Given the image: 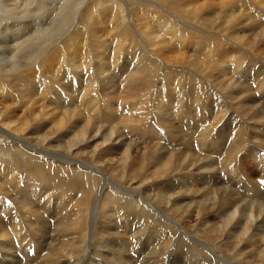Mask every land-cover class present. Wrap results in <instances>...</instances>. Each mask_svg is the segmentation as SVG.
I'll use <instances>...</instances> for the list:
<instances>
[{"label": "rangeland", "instance_id": "374dc122", "mask_svg": "<svg viewBox=\"0 0 264 264\" xmlns=\"http://www.w3.org/2000/svg\"><path fill=\"white\" fill-rule=\"evenodd\" d=\"M24 1L25 0H23L21 2L22 5L24 4ZM50 1H52V2L55 1L59 4L60 1H63V0H59V1L58 0H50ZM92 1H94L93 4H92ZM182 1L183 0H177V3L180 4L181 7L184 6L182 4L184 1L183 2ZM194 1L195 2H192V3H194V7H195V5L196 6L207 5V4L208 5L201 11V12H203V14L201 12L198 13L192 21L187 20L184 17V18L179 19L181 22H178L177 20L174 19V17L170 16V14L174 15L171 11H170L171 13L169 11H167V13H166L165 10H168V9H166L165 7H163L161 5L159 6L156 3V1H154V0H146V2H149V4L147 6L144 5L145 0H103L102 6L95 0H89L88 3L85 5L86 6L85 9L87 7H88V9H90V7L96 6L95 7L96 11L99 8V10H98L99 12L103 8H106L109 11H113L112 13H110V15L105 14V16L106 15L107 16L106 17L103 16L102 19H105L108 17L111 19L112 16L114 15V12H117L118 10H123V13L125 12L124 13L125 19L126 18L127 19L125 20L126 22L124 21L126 25L124 26L121 24L120 28L123 32H126V35L128 37L133 39L132 47H134V44L141 45L143 47H147L146 46L147 44L145 42L146 41L145 38L141 37L142 35H139L140 33H138L135 30V27H133V29H132V24L135 25L137 22H139V20L141 18L139 16L140 11H141V9H143V7L145 8V6H146V10L148 11V19H147L148 23H147V27L145 26V28H146V30L150 31L152 34H156L157 32L161 33L162 30L160 29V26L158 25V23H157L158 26L155 27V23H153V22L156 20L157 17H161V19H163L165 17L166 19L168 18L169 21L174 23L177 28L179 27L186 34L188 33L187 36L190 35L192 37V40H189V39L187 40V42L191 41L192 45L188 46L187 49H185V51L183 52V53H185V57L183 58V60L174 61L173 63H170V65H166L167 67L165 65L164 66L161 65L160 62L155 60V68H156L155 73H156V75L153 77V80L151 82V88H152L151 93L152 94L155 93L154 95H157L156 97H158V98L156 99L157 101L155 99H152L153 101L151 102V105L149 103L148 107L145 110H143L141 112L136 110L132 114L126 113L127 115H125V118H122L124 115V112L122 109L125 108V106H128L129 104H132V103H130V102L124 103V100H123L124 95L123 94L126 93L125 88L123 87L122 84H120L121 83L120 81L119 82L117 81V84H115L116 83L115 80L113 81V82H115L114 83L115 85L112 86L113 88L112 87L109 88L110 87L109 84L107 85L106 83H104L103 80H100L98 78L97 82L94 84V87H93L94 89L97 88V90L94 91L97 95L96 99H95V96H93V95H89V97L87 96V97H85V99H87V101H91L92 103H94L93 105H95V106L92 107L91 110L92 109L95 110V108H100L103 105L108 106V104L110 103L109 104L111 107L110 111L107 109L102 111V108H100L97 112L94 113V114H98V116L100 118L99 122H97V126H100V128L102 130L101 134L102 133L108 134L109 130L114 127V132H116L117 134H122V138L125 137L124 138V144L125 145L128 144L127 146L130 147L131 160L133 161V163L135 164L136 167L141 166V165H148L149 163H151L152 158H154V156L158 152L165 155L164 159H161L162 162L166 161L167 155L170 152H172L175 149V147H177L181 152L197 153L198 157L200 156L199 158H194L195 160L190 159L188 161V162H190L191 160H193L190 162V165H189L190 167L192 166V164H195V163L197 164L201 159H203V162H204V164H203L204 169L201 170V171H204V174H201L200 173L201 171H199V170L195 171V169H194V171L191 174H187L184 176L182 174V172H180L179 174L172 176V179H171V177H170L171 175H168V173L171 170V167H170L171 163H170V166L168 168L169 172L166 171L167 174L160 171L161 172V173H159L160 177H158L156 179L144 180L142 184H138L137 182L134 183L135 186H140V188L139 189L137 188V190H139L141 192L142 197L145 198L143 200V202H145L144 204L147 205V207H145L146 209L141 208L140 205H132L131 208L128 209V211H130V212L128 214L127 219L129 220L131 218H134L137 222L133 226L135 230H136V228H139V224H138L139 222H144V226H145L144 231L146 232V234L148 236L143 237V239L141 241L142 244H140V245L139 244L129 245L127 243L128 242V236H129L127 234L130 233L129 229L131 227V223L129 221H126V222L124 221V224H119L117 226L118 228L116 227V234L115 235L110 234V233H115V231H110L108 233H107V231H105L103 233L102 230L99 229V227L96 224L100 221V218L98 217V213L100 212L99 209L101 207V203H104V204L109 203L110 200L112 199L113 194H114L113 193V191L115 189L114 185H106L103 188L104 182L102 180V178L104 176H107V177H110L112 179V182L114 184L117 182L116 180H114L111 177V175H113L112 170H111V166L107 165L104 169L100 168L99 170H100L101 174L99 172L98 175H95L93 172H90V171L88 172L84 169L81 170V168L76 169V172H74L73 174H72V172H68V175H63V174H61L60 176L58 175L61 183L64 185H67L69 183H73V181L74 182L76 181L74 184L71 185V188H70L71 194L65 196L70 201V203L66 202L67 204H72V203H75L77 200H79L78 202L82 206H84V209H86V208L89 209L91 206L95 207V209H97V211H95L94 220L92 221L93 229H92L91 235H90V237H87L88 239H86L87 245L89 246V250H90V247H92V249H93L91 251V254L93 253L94 258L98 257L100 254V252L97 249L101 248V245L99 244V242L101 241V242H103L102 245L105 246V248H112L115 245V248L123 249L127 253L130 252L129 253V255H131L130 257L134 256L137 258V259H134V258L130 259L127 264H137V262H135V261L136 260L138 261V259H139L140 264H141L142 259L140 260V258H144V257H145V260H144L145 263H143V264H150L149 258H150L151 253L153 252L154 249L157 251V248H159L162 245V239L160 236H161V233H163L164 234L163 237H166V243L169 242L170 245L167 246L166 250L164 251V253L162 255V256L165 255L164 260H163V258L160 259L161 264H164V263L165 264H188L187 260L189 259V257L187 254L197 255L199 257V259L205 264H214V261L215 262L220 261L221 263L226 262L228 264L236 263L233 260H231V255L234 254V248L236 246H238V248H241L242 243L239 245V244H236L234 242V240H233V238L235 237L234 234H232L230 237V244H227L229 241H226V236H227V231H226L224 233L225 235H224V237H222L221 241L216 242L217 245H215L213 243V247H211V244L208 241H206L204 238L199 237L200 238L199 242L193 241V240L189 239L188 237H186L187 236L186 233L189 235H192V234L193 235H200V234H202L203 229H206L209 227V225H208L209 221L212 222L213 225L214 224L217 225L218 223L222 222V219L227 218V215L232 211L231 209H229V212L227 213L223 207H216L215 211H212V212L207 211V212L201 213L202 217L199 220L200 225H197V224L192 223L190 221V220L195 219L197 212L200 213V210H197V205H195V202L193 200L196 199V200H201V201H203V200L207 201L208 199L212 200L215 197V201H217V196H219L218 189L221 188L223 185H226L222 182L220 183V179H222V181L225 180V182L230 181V179H227L230 177L227 176L225 178V176L227 175L228 172L226 173L224 170L223 171L219 170V169H221L218 165L220 157L217 155H214L212 153L210 154L207 151L208 144L210 142H211V144L216 142L218 147L220 144L221 145L220 147L222 149L221 150L222 151L221 157H222L224 155L225 148L228 147L229 142L233 138L234 128L237 125L236 124L237 120H235V118L242 117L243 111L249 109L250 107L254 108V110L251 111L250 114H249V111H247L245 113H247V115L249 117L248 126H251L252 123H253L252 126H256V127H254V134H256V135H254L252 133V131H248V136L249 137L257 136L260 140H262V139L263 140L261 141V147H259L258 144L248 142L244 146V148H242L240 150V152L237 154L238 156L236 157L235 162L233 164V167L235 168V174H237L236 176H234V180L239 181L240 183L239 184L233 183V184H231V186L234 189V194H235L234 196H238L241 200V201H238L239 203L236 204V206H241V208H243V210L246 211V213L248 211H250L251 209H253L254 206H257V205H254L255 202L260 203V206H262L261 205L262 202L264 203V200H263L264 199V193H263V195H260V196L258 195V194H261V192H259V190L264 192V185L260 184V179L262 178V173L259 170V167H260L259 162L256 159V157H258V155L264 157L263 156V153H264V131H263V129H264V79H263L264 78V75H263L264 74V70H263L264 69V24H263L264 23V0H234L232 3L233 6H231L232 4H229V3L226 4L224 0H222V1L221 0H200L202 2H199V0H194ZM29 2L30 1L28 0L27 3H29ZM240 2H242V3H240ZM258 2L260 4L262 3L263 6L262 7L257 6ZM177 3H176V5H177ZM239 3H240V5H239ZM243 4L246 6L242 7L241 5H243ZM223 5H228V6L224 7ZM234 5H236V10H238L239 12H242L243 15H241L239 17V16H235V14H233L234 12H236V13L238 12L236 10L231 11V9L234 7ZM255 5L257 8L255 7ZM158 6H159V8H158ZM222 8H225V9L221 10ZM35 9H37L36 12H40V11L43 12L44 11V9L39 8L38 5L36 6V3L34 4L32 11H34ZM27 11H30V10H27ZM228 11H229V13H227ZM21 12L23 13V11H21ZM127 13H128V15H130V14L131 15L128 16ZM166 14H168V16ZM246 15H248V16H246ZM24 17L28 18L29 16L28 17L24 16ZM176 18L178 19V17H176ZM215 18L220 20L221 23H219V21H214ZM232 18L234 19V23L235 22L236 23L231 25L232 27L227 26L226 23ZM244 18H246V19H244ZM248 19H250V20H248ZM83 21H84V19L82 20V25H80V23H79L80 21L76 20V22H77L76 25H77V27H79L78 30H80V32H81V34L79 33L80 35H82L81 38H83V36L85 34H87V35H85L84 38L86 39L87 46L91 47L92 50L94 48L93 44H96L99 41H100V43H106V41L108 43L111 40L110 37L113 35L114 36L112 38L117 39L115 36L118 33H116L114 31L112 22L107 21V22L101 23L100 26L98 25L96 27H93V29H91L89 27V24L87 26V24H85ZM134 21H136V22H134ZM214 24L216 26H214ZM222 24H224V25H222ZM251 24H252V26H250ZM254 24L256 26H254ZM127 25H130V26H127ZM222 27H224V28H222ZM247 28H249V29H247ZM256 28H260V29H256ZM255 29H256V31H255ZM78 30L75 28L74 25H71V27H69L68 31L64 35H61V36L58 35L57 39H55L56 40L54 42L55 47H57V45H62L64 43H66L67 39H68V41H72L69 39H73V35L75 34V31H77L75 34L76 37L79 38ZM152 30H154V31H152ZM93 31L96 33L95 35H93ZM109 31H110V34L108 33ZM133 32L137 33V34H134ZM165 33H166V31L163 32V34L161 33L160 34V35H162L161 38L159 37L157 39V40H159V42L161 41L160 42L161 43L160 50L161 49L164 50L168 46L171 48L173 47L172 43H174V39H173V41H171V38H169L170 39L169 40L168 37H166V35H164ZM166 34H168V32ZM251 35H253V36H251ZM93 38H96L95 40H97V41L94 42L95 40ZM120 40L122 41V38ZM121 41L119 42V44L121 43ZM125 42H122L120 45H122L123 47H126V45L128 44L129 41L125 40ZM129 43H131V42H129ZM163 44H165V45H163ZM246 44H247V46H246ZM252 45L254 47H252ZM195 47H196V49H195ZM249 49H250V51H249ZM255 49H256V52H255ZM92 50H91L90 56H94V53ZM26 51L28 52V50H26ZM258 51L259 52L261 51V53H259ZM27 52H25L23 54L21 53V56L23 55L22 56L23 59L25 57L24 55H26ZM147 52H149V49H147ZM171 55L172 54H170L168 56L173 57ZM261 55L263 57H261ZM3 59H6V58H3ZM23 59H21V60H23ZM238 59H239V61H238ZM152 60H153V58H152ZM23 62H27V61H25V59H24ZM11 63H13V60L11 61ZM125 64H126L125 62H119L117 64V66L120 69H126V68H128V64H126V65ZM129 64H130L129 66L131 67L132 64L131 63H129ZM3 67H4V64L0 62V69H3ZM8 67H7V69H8ZM239 67H240V69H239ZM33 70H35V72ZM53 72H55V73H53ZM58 73H59V75H58ZM58 73H57V66H56L55 70L50 71L48 73V75L45 73V76H44V77H46L45 80L40 79V81H39L37 76H35V75H38L37 66L33 65L30 68V65H29V66H20V67L18 66L15 69V71H13V73L7 74V75H11V76H9V78H4V77H2V75H0V79H1L0 82L2 81V83L5 85V87H4L5 90H3V87H2L3 91L0 93V107L3 108V106L8 105L10 110H14L13 112L17 115V117L15 116L14 118L17 119L19 117V114H21V112L24 111V109L28 106V103L30 101L28 99L29 90L36 92L35 95H36V98L38 99V101L36 103H38V104H40V103L43 104L42 100L40 99V97H43V96H38V94H44L47 97L49 96V98L55 94L57 95V97L64 96L63 94H68V95H71L73 98L76 99V103H73L72 105L68 106L67 107L68 109H74V110L77 109L78 111H81L83 109L82 110L83 115L81 117L89 118L90 122H92L93 120H96L98 116L95 115V117H94V115H93L90 118L87 115L88 110L86 109V107H84L83 104L82 105L80 104L81 100L78 99L80 97V95H82V93L85 89V83L87 82L86 81V75H84L82 73V70L78 69V68L77 69L73 68V72H68V74H67V75H69L68 78L65 77V74L62 73V70H59ZM104 73L108 75V72H104ZM27 75H29V76H27ZM56 76L58 78H56ZM34 77L36 79H34ZM64 77H65V79H63ZM195 77H197V78H195ZM208 77L211 79V81L212 80L213 81L208 83L207 82ZM155 78H157V79H155ZM175 78L179 79L180 85H179L178 89H175L176 85H175V83H173L175 81ZM117 79L122 80L123 78L120 76V78H117ZM193 79H194V81H193ZM45 81H49V83H46ZM194 82L195 83L197 82V83L195 84ZM242 82H245V83H242ZM81 83H82V85H81ZM160 83H161V85H160ZM168 83H169V86H168ZM159 85L161 86V88ZM231 86H233V87H231ZM259 86H261V87H259ZM180 87H183V89L187 88L188 91L190 92L189 97L186 96L185 98H183V101H180L178 99V97H174L176 95V93L182 89V88L180 89ZM220 87H224L226 89V94L228 97L225 98V95L221 96V94H223V93L221 92L222 89ZM82 88H83V90H82ZM105 88H107V89H105ZM193 89H196V91H193ZM207 89H208V91H207ZM213 89H216L220 95L219 96L214 95L216 90H213ZM48 91H49V93H48ZM192 91H193V93H192ZM164 92H166V93L164 94ZM162 94H164L163 96H165V97H163ZM130 95L133 97V100H134V102L132 100L133 104L137 103V101H138V98L137 99L134 98L135 95L142 97L141 94H138V93L130 94ZM7 97H9V99ZM4 98H6V99H4ZM44 98H46V97H44ZM49 98H48V100H46L48 102L45 101L43 104L44 105L43 112L46 110L52 109L53 111L51 110L52 112H49V113L50 114H52V113L57 114L59 112V110L56 108L54 103L53 104L51 103L53 105V107H50L51 104L49 102ZM158 100H159V102H158ZM149 101H150V99H149ZM133 104H132V106H133ZM179 105H180V107H179ZM35 107L37 108L36 114H39V110H41V108L38 106H35ZM177 107H179V110H177ZM235 107H236V109H235ZM150 108H152V109H150ZM2 111H4V110H2ZM100 114H101V116H100ZM111 114H112V118H114L113 120H111L112 118L111 119L108 118V116H111ZM151 115H153V116H151ZM0 117H1V115H0ZM200 118H201L200 121L204 120L205 122H207L206 123L207 126H209L212 129V130H210L211 131L210 135L208 134V137L206 139V144H205V146H203V148L195 146L196 141L198 140L197 139L198 130L202 128L200 121H199ZM205 118H207V119H205ZM211 120L212 121L217 120V121L213 125H210V123L212 122ZM94 122H96V121H94ZM47 123H49V124H47ZM71 123L72 122H70V124ZM112 123H113V126L111 125ZM70 124L64 125V127L61 128L60 130L52 129L51 134H52V140L53 141L49 139V144L50 145L53 144L52 146H57L59 144H63L64 142L67 143V141H70L72 134L69 132L71 130H73L72 125H70ZM51 126H52V123H50L46 119L45 121H43V120H41L39 122L35 121V123H32L31 125L29 124L30 128L29 127L28 128L31 129V127H34L36 132H38L41 129V132L33 134L34 136H37V135H41L43 133L44 134L47 133L46 131H49ZM108 127H110V128H108ZM154 127H155V129H153ZM222 127L225 129L230 127L229 130L231 133V137H230V140H229L227 145H226V140L228 141L227 132L224 133V137L218 138V135H217L218 130H220V128H222ZM138 128H139L140 133L142 132L143 134L142 133L141 134L136 133ZM142 128H143V130H142ZM77 129L78 128H74V131H76ZM105 131H106V133H105ZM152 131H154V132L152 133ZM196 133H197V135H196ZM66 136H68V137H66ZM133 136H135V137H133ZM170 137H171V140H170ZM67 138H69V139H67ZM172 139H173V141H172ZM221 140H224V143L221 142ZM101 141L102 140L100 138H96L93 143L88 145L89 147L86 148L85 151H88V152L92 151L95 147L100 145ZM111 146L112 145L109 144V145H107L106 148H110ZM246 146H247V148H246ZM22 147H23L22 145L20 146V142L10 141L9 139L2 138L0 136V163H1L0 164V186L2 187V189L0 188V215H2V210H4V209H7L9 211V213L11 212L8 215V217L5 215H2V217L0 216V223H1L0 224V231L3 232V230H4V232L6 234H8L10 229L7 225V222H10V220L12 218H14L16 221L18 220L16 223H19V226L21 228V233L25 232L24 235H26V236L23 235L22 238L17 241L18 242L17 245L20 246L19 247L20 252H18V251L14 252L15 249H12L10 247V244L8 242V240H9L8 236H10L9 234L7 236L5 235V237H4L5 239L3 237H0L1 238L0 239V245H1L0 246V264H6L3 261V259L5 257H11L12 255H13V258L20 260V262L17 264H42V263H40L41 259L45 258V256H47V253H49L48 250L46 251L43 247L40 246L39 237L32 236L31 232H29L26 229V227H30V226L35 227V228H37L39 226L38 228H41L42 224L44 226V225H46L47 222L48 223L50 222L48 220V218L51 216L50 215L47 216L45 212H44L45 214H43V211L41 210L42 205H44L43 204L44 201L47 200L48 198L43 199L39 195V198H38V199H40V200H38V203L40 205V208H39L38 205H36L37 201L34 200V198H35V196H33L34 192L31 190L32 187L35 189L39 188V184L35 183V179H37L34 176L36 168L40 169V171H42V173L44 175H47L48 173H46V171L49 170V167L46 166L48 164L45 161H43L42 158L38 157L35 154L28 152L27 150H24V148H22ZM250 148H254L256 150L257 156H254L252 154V152L249 151ZM123 150H124V148L119 149L118 150L119 152H117V154L114 155V157L116 159H118L120 157L122 158L121 164L119 165V163H118L117 164L118 166H121L124 162V156H122ZM260 151L262 152V154H260ZM250 155H252V157ZM28 158H30V159H28ZM79 159L86 162V163H92L93 161H95L93 159H90L86 155L84 157H80ZM168 160H170V159H168ZM96 161L98 162V160H96ZM153 161H157V160H153ZM194 161H195V163H194ZM216 162H217V164H216ZM11 167L14 169L12 170ZM32 168H35V170ZM151 170H152V168L150 169V167H149V171H151ZM23 172H26V173L24 174ZM32 172H33V178H32ZM104 173L106 175H103ZM20 176H22V177H20ZM7 177L9 180L7 179ZM12 177L14 179L15 178H17V179L13 180ZM75 178H78V179L76 180ZM27 179H28V181H27ZM187 182H189V183H187ZM190 184H192L193 186ZM27 185H29V186H27ZM43 186H46V185H43ZM148 186H149V190L146 191L144 188H147ZM203 186H205V187H203ZM50 188L51 187L48 186V189H50ZM246 188L248 189L247 191L244 190ZM252 188H253V190H252ZM192 189H195L198 191V194L195 195V197H190V191ZM252 191L255 193L257 192L256 195H254L252 193ZM49 192H51V190ZM14 194H15V196H14ZM50 194H51L50 197H53L54 195H55L54 197L58 196L57 194L54 193V191H53V193H50ZM166 194H168L167 197H170L171 199H174L175 197H180L181 195H183L182 196L183 201L182 202L179 200L177 201L178 207H180V206L193 207L194 206L192 208V210L188 209L187 215L185 216L186 218H184V220L190 221V223L189 222L188 223L187 222L182 223V221L178 222L177 218L175 216L170 215L167 212L159 214L158 211H156L154 206L158 207V205L155 202H153V199L158 198V197L161 198V196H164ZM57 198H59V196ZM57 198H56V200L52 201V203L57 201L58 200ZM49 199H51V198H49ZM48 203H50V200ZM85 203L87 205H85ZM54 205L49 210L50 214H52ZM208 205L209 204H206V206H208ZM3 206H5V207H3ZM107 206H109V205H107ZM107 206L105 207L106 210L109 209V207H107ZM27 211H28V213H30V215H28ZM146 213L148 214V216L146 215ZM16 215H17V217H16ZM31 215L38 216L40 218L39 222L35 219H31ZM139 215L146 217L144 219V221L140 219ZM9 216H11L12 218H10L8 220ZM28 220L31 223H29V222H28L29 224L26 223V221H28ZM175 222L179 224V227L182 230L183 234L181 232H179L177 226L174 227L172 225V223H175ZM25 224H26V226H25ZM50 224H48V225H50ZM258 224H259V221L256 222V225L260 226V224L259 225ZM3 225H5V226H3ZM194 225H196V226H194ZM87 226H89V222L87 223ZM3 227H5L6 229ZM230 230L231 229H228L229 232H230ZM47 233H48V237H49V231ZM1 234L2 233H0V235ZM256 234L260 235V233L258 231L256 232ZM7 238H8V240H7ZM123 241L125 243H123ZM116 242H117V244H115ZM120 243L123 245V248L118 247V246H120ZM208 246H210V247H208ZM25 248H29V250H30L29 254H28V250L24 251ZM144 248H146V249H144ZM5 249H6V252H5ZM221 249H222V251H221ZM224 253H227V254H224ZM244 253H246V250L244 252H241V254H243V255H244ZM29 257H30V259H29ZM146 257H149V258H146ZM109 261H111V262L114 261V256L109 254L108 252H105V253L103 252L102 262L104 264H109ZM246 262H247V260L245 259L244 263H246ZM13 264H15V263H13Z\"/></svg>", "mask_w": 264, "mask_h": 264}, {"label": "bare ground", "instance_id": "6f19581e", "mask_svg": "<svg viewBox=\"0 0 264 264\" xmlns=\"http://www.w3.org/2000/svg\"><path fill=\"white\" fill-rule=\"evenodd\" d=\"M22 1L23 0H0V62L4 64L3 69H0V75H2V77H4V78H9V76H11V75H7V74L13 73V71H15V69L18 66L20 67V66H29L30 65V68H31L33 65H35V66H37V73H38V75H35V76H37V78L40 81V79L45 80L46 79V77H44L45 73L48 75V73L50 71L55 70L56 66H57V73L59 70H62V73H64L65 77H67V78L69 76V75H67L68 72H73V68L81 69L82 73L84 75H86V81L87 82L85 83V89H84L82 95H80V97L78 99L81 100L80 104L81 105L83 104L84 107H86V109L88 110L87 115L90 118L93 115H94V117H95V115L98 116V114H94V113L97 112L100 108H102V111H104L106 109L110 111V108H111L109 105L110 103H109L108 106L103 105L100 108H95V110L92 109L93 110L92 111L91 108L95 106V105H93L94 103H92L91 101H87V99H85V97H87V96L89 97V95L95 96V99H96L97 95L94 91H96L97 88L94 89L93 87H94V84L97 82L98 78L100 80H103L104 83H106L107 85L109 84L110 85L109 88H111L113 85L117 84V81L118 82L120 81L121 82L120 84L123 85V87L125 88V92H126V93L124 92L125 94H123L124 95V97H123L124 103L130 102L133 104L134 100L130 94H135V93L141 94L142 97H140L138 95L134 96L135 99L138 98L137 103L133 104V106H132V104H129L128 106H125V108L122 109L124 112V115L121 113L123 115L122 118H125V115H127L126 113L132 114L136 110L141 112L148 107L149 103L151 105V102L153 101L152 99L156 100L158 98V97H156L157 95H154L155 93H153V94L151 93V90H152L151 82L153 80V77L156 75V73H155V70H156L155 60L160 62L161 65H163V66L164 65L165 66L170 65V63H173L174 61L183 60V58L185 57V53H183V52L185 51V49H187L188 46L192 45L191 41L187 42L188 39L192 40V37L190 35L187 36L188 33L186 34L179 27L177 28L174 23H172L171 21L168 20V18L166 19L164 17L165 19L164 18L161 19V17H157L156 20L153 22V23H155V27L159 25L160 29L163 32H165V31H166V33L168 32V34H166V33L164 34V35H166V37H168V39L171 38V41H173V39H174V43H172V45H173L172 48L168 46L166 49L160 50V45H161L160 42L161 41L159 42V40H157V39L159 37L161 38L162 35H160V34L161 33L163 34V32L160 30L161 33L157 32L156 34H152L150 31L146 30V28H145V26L147 27V23H148V21H147L148 11L146 10V6L149 4V2H146V0H145V4H144L146 6H145V8L143 7V9H141L140 14H139V16L141 18H140L139 22H137L135 25L132 24V29H133V27H135V30L138 33H140L139 35H142L141 37L145 38V40H146L145 42L147 44L146 45L147 47H143L141 45H136V44H134V47H132L133 39L128 37L126 35V32H123L120 28L121 24L124 26L126 25L125 20L127 18L125 19V14H124L125 12L123 13V10H118L117 12H114V15L112 16L111 19L109 17L102 19V17L105 16V14L110 15V13H112L113 11H109L106 8H103L99 12L98 11L99 8L96 11V8H95L96 6L90 7V9H88V7H87L85 9V7H86L85 5L88 3L89 0H63V1H60L59 4L55 1L52 2L50 0H29L30 1L29 3H27L28 0H25L23 5L21 3ZM95 1H97L101 6L103 5V0H95ZM154 1H156V3L159 6L161 5V6L165 7L166 9H168V10H165L166 13H167V11H169V12L171 11L174 15L170 14V16L174 17V19L177 20L178 22H181L179 19L184 18V17L187 20L192 21L194 19V17L198 13H200L208 5V4L207 5H199V6L195 5V7H194V3H192V2H195L194 0H183L184 2L182 1L183 3L182 2L181 3L184 6L181 7L180 4L177 3V0H154ZM224 1L226 4H228V3L232 4L234 0H224ZM93 2L94 1H92V4H93ZM199 2H202V1L199 0ZM35 3H36V6L38 5L39 8L44 9V11L43 12H41V11L36 12L37 9L32 11V8L34 7ZM176 3H177V5H176ZM240 3H242V2H240ZM240 3H239V5H240ZM159 6H158V8H159ZM223 6L227 7L228 5H223ZM231 6H233V4ZM241 6L244 7L246 5L243 4ZM257 6L262 7L263 5H262V3L260 4L258 2ZM255 7H256V5H255ZM223 9H225V8H222L221 10H223ZM27 10H30V11H27ZM234 10H236V5H234V7L231 9V11H234ZM21 11H23V13ZM236 11H238V10H236ZM201 13L203 14V12H201ZM227 13H229V11ZM233 14H235V16H239V17L241 15H243L242 12H239V11L237 13L234 12ZM127 15H128V13H127ZM130 15H128V16H130ZM166 15L168 16V14H166ZM24 16H27V17L29 16V17L25 18ZM246 16H248V15H246ZM176 17H178V19ZM83 19H84L83 22L85 24H87V26L89 24V27L91 29H93V27H96L98 25L100 26L101 23H104L107 21L112 22L114 31L116 33H118L115 36L117 39H113L112 38L114 36L113 35L110 37L111 40L108 43H107V41H106V43H100V41H99L96 44H93L94 48L92 50L91 47L87 46L86 39L84 38L85 35H87V34H85L83 36V38H81L82 37V35H80L81 32H80V30H78L79 27H77V25H76L77 24L76 20L80 21L79 23H80V25H82ZM244 19H246V18H244ZM248 20H250V19H248ZM214 21H219V23H221L220 20H218L217 18H215ZM134 22H136V21H134ZM157 23H158V25H157ZM235 23H234V19L232 18L226 23V25L231 26ZM71 25L75 26V28L78 30V34L80 33L79 38L76 37L75 34L77 31H75V34L73 35V39H69L72 41H68V39H67L66 43H64L62 45H57V47H55V43H54L56 41L55 39H57L58 35H60V36L64 35L68 31L69 27H71ZM222 25H224V24H222ZM127 26H130V25H127ZM214 26H216V25L214 24ZM250 26H252V24ZM254 26H256V25L254 24ZM222 28H224V27H222ZM247 29H249V28H247ZM256 29H260V28H256ZM256 29H255V31H256ZM152 31H154V30H152ZM108 33L110 34V31ZM95 34L96 33L93 31V35H95ZM134 34H137V33H134ZM253 35H251V36H253ZM121 38H122V41L120 40ZM93 39L95 40L96 38H93ZM125 40H128L131 43L128 42L126 47H123L120 44L122 42H125ZM96 41L97 40H95L94 42H96ZM120 41H121V43L119 44ZM163 45H165V44H163ZM246 46H247V44H246ZM252 47H254V46L252 45ZM90 49L93 51L94 56H90L91 55ZM147 49H149V52H147ZM195 49H196V47H195ZM26 50H28V52ZM249 51H250V49H249ZM25 52H27V54L24 55L25 56L24 59L27 62H23V60H24L22 58L23 55L21 56V53L23 54ZM255 52H256V49H255ZM259 53H261V51ZM170 54H172L171 56H173V57L168 56ZM261 57H263V56L261 55ZM3 58H6V59H3ZM152 58H153V60H152ZM21 59H23V60H21ZM12 60H13V63H11ZM238 61H239V59H238ZM119 62H125L126 64H128V68L120 69L117 66V64ZM129 63L132 64L131 67L129 66L130 65ZM7 67H8V69H7ZM239 69H240V67H239ZM33 71L35 72V70H33ZM104 72H108V75L105 74ZM53 73H55V72H53ZM59 73H58V75H59ZM27 76H29V75H27ZM120 76L123 78L122 80L117 79V78H120ZM65 77L63 79H65ZM56 78H58V77L56 76ZM195 78H197V77H195ZM34 79H36V78L34 77ZM155 79H157V78H155ZM114 80L116 81V83L113 82ZM193 81H194V79H193ZM212 81L208 77L207 82L209 83ZM45 82L49 83V81H45ZM173 83H175V85H176L175 89H178V87L180 85L179 79L175 78V81ZM242 83H245V82H242ZM81 85H82V83H81ZM160 85H161V83H160ZM168 86H169V83H168ZM2 87H3V90H5L4 89L5 85L1 81L0 82V93L3 91ZM231 87H233V86H231ZM259 87H261V86H259ZM160 88H161V86H160ZM220 88L222 89V91L221 90L220 91L223 93V94H221V96L225 95V98L228 97L226 94V89L224 87H220ZM105 89H107V88H105ZM180 89L181 90L178 91L174 97H178V99L180 101H183V98H185L186 96L189 97L190 92L188 91L187 88L183 89V87H180ZM82 90H83V88H82ZM213 90H216V89H213ZM193 91H196V89H193ZM193 91H192V93H193ZM207 91H208V89H207ZM48 93H49V91H48ZM165 93L166 92H164V94ZM35 94H36V92L29 90L28 99L30 101L28 103V106L24 109V111H22L21 114H19V117L17 118L18 120L14 118L15 116L17 117V115L13 112L14 110H10L8 105L3 106V108L0 107V115H1V117H0V136L2 138L9 139L10 141L20 142V146L22 145L23 146L22 148H24V150H27L28 152L35 154L38 157L42 158V160L48 164V165H46V164L45 165L49 167V170L46 171V173H48L47 175H44L42 173V171H40V169L36 168V170H35V168H32L35 170L34 176H35V178H37V179H35V183L39 184V188L35 189L32 187L31 190L34 192V195H33V196H35L34 200L37 201L36 205H38L39 208H40V205L38 203V200H40V199H38L39 195L43 199L48 198L47 200L44 201V203H43L44 205H42L41 210L43 211V214L46 213L47 216L48 215L51 216L48 218V220L50 222L49 223L47 222L46 225H44V226L42 224L41 228H38L39 226L37 228L32 227V226L26 227V229L29 232H31L32 236L39 237L40 246L43 247L46 251L47 250L49 251V253H47V256H45V258L41 259L40 263H42V264H104L102 262L103 252L104 253L108 252L109 254L114 256V261H112V262L109 261V264H127L130 259H132V258L137 259L134 256L130 257L131 256V255H129L130 252L127 253L123 249L115 248V245L112 248H105V246L102 245L103 242H101V241L99 242V244L101 245V248L97 249L100 252V254L98 257L94 258L93 253L91 254V251L93 249H92V247H90V250H89V246L87 245L86 239H88L87 237H90V235H91V232L93 229L92 221L94 220L95 211H97V209H95V207H92V206L89 209H87V208L84 209V206H82L78 202L79 200H77L75 203L67 204L66 202L70 203V201L65 196L71 194L70 193L71 185L74 184L76 181L75 182L73 181V183H69L67 185H64L61 183L59 176L61 174L68 175V172H72V174H73L74 172H76V169H80V168H81V170L84 169L88 172L90 171V172H93L95 175H98L100 172V170H99L100 168L104 169L107 165L111 166V170H112V174H113V175H111V177L114 180H116L117 182L114 184L112 182V179L110 177H107V176H104L102 178V180L104 182L103 188L106 185H114V188H115L113 191L114 194H113L112 199L110 200L109 203H105V204L101 203V207L99 209L100 212L98 213V217L100 218V221L96 224L99 227V229L102 230L103 233L105 231H107V233L110 231H115V233H110L111 235H115L116 234V227L119 224H124V221L125 222L129 221L131 223V227L129 229L130 233L127 232L128 233L127 235H129L127 243L129 245H133V244H135V245L139 244L140 245V244H142L141 241H142L143 237L148 236L146 234V232L144 231V227H145L144 222H139L138 223L139 228H136V230H135L133 226L137 222L134 218H131L129 220L127 219L128 214L130 212V211H128V209L131 208L132 205H140L141 208H145V207H147V205L144 204L145 202H143V200L145 198L142 197L141 192L139 190H137V188L139 189L140 186H135L134 183L137 182L138 184H142L144 180L156 179V178L160 177V175H159V173H161L160 171L167 174L166 171L169 172L168 168L170 166V163H171V166H170L171 170L168 173V175H171L170 176L171 179H172V176H175V175L179 174L180 172H182V174L185 176L187 174H191L194 171V169H195V171L196 170L201 171L202 169H204L203 159H201L197 164L194 161L195 164H192V166L190 167L189 166L190 162L193 160H191L190 162H188V161L190 159L199 158L200 156L198 157L197 153L181 152L177 147H175V149L167 155L166 161L162 162L161 159H164L165 155L158 152L154 156V158H152L151 163H149L148 165H141V166L136 167L135 164L133 163V161L131 160L130 147L127 146L128 144H126V145L124 144V138L125 137L122 138V134H117L116 132H114V127L109 130L108 134H103V133L101 134L102 130H101L100 126H97V122H99V120H100L99 116L97 117L96 120H93L92 122H90L89 118L81 117L83 115L82 114L83 109L81 111H78L77 109L76 110L68 109L67 108L68 106L72 105L73 103H76V99L73 98L71 95L63 94L64 96L57 97V95L55 94L49 98V96L47 97L44 94H38V96H43V97H40L43 104L49 98L50 104L54 103L56 108L59 110V112L57 114H55V113L50 114L49 112H52L53 110L51 109L52 111L46 110L43 112L44 105L41 103H40L41 105L36 103L38 101V99L36 98ZM164 94H162V96ZM214 95L219 96L220 94L216 90ZM44 97H46V98H44ZM163 97H165V96H163ZM7 98L9 99V97H7ZM4 99H6V98H4ZM149 99H150V101H149ZM132 100H133V102H132ZM46 102H48V101H46ZM158 102H159V100H158ZM51 105H50V107H53V105L52 106ZM35 106H38L41 108V110H39V114H36L37 108ZM179 107H180V105H179ZM179 107H177V110H179ZM150 109H152V108H150ZM235 109H236V107H235ZM2 110H4V111H2ZM253 110H254V108L250 107L249 109L243 111L242 117L235 118V120H237V123H236L237 125L234 128V135H233L232 140L229 142L228 147L225 148V152H224V155L222 157H221V153H222L221 150L222 149L220 147L221 146L220 144H219V147L216 144V142H214L212 144L210 142L208 144L207 151L210 154L212 153V154L220 157L219 162L217 161L219 163L218 164L219 167L221 168L219 170H221V171L224 170L226 173L228 172L227 175L225 176V178L227 176L230 177V178H227V179H230V181L225 182V180L222 181V179H220V183L222 182L226 185H223L221 188L218 189L219 196H217V201H215L214 196H213L214 199H212V200L208 199L207 201L206 200H203V201L196 200L193 198L195 205H197V210H200V213L197 212L195 219L190 220V221L192 223L200 225L199 220L202 217L201 213L207 212V211L208 212L215 211L216 207H223L227 213L229 212V209H231L232 211L227 215V218L222 219V222L218 223L217 225L216 224L213 225L212 222L209 221V224H208L209 227L206 229H203L202 234H200V235H193V234L189 235L186 233V235H187L186 237H188L189 239H191L193 241L199 242L200 241L199 237L204 238L206 241H208L211 244V247H213V243L215 245H217L216 242L221 241V239H222V237H224V235H225L224 233L226 231H227L226 241H229L227 244H230V237L232 234H234L235 235V237L233 238L234 242L236 244H239V245L242 243L241 248H238V246H236L234 248V254L231 255V260L236 262L234 264H264V225H263L264 224V203L262 202L261 203L262 206H260V203L255 202L254 205H257V206L253 207L254 210L251 209L250 211H248L246 213V211H244L243 208H241V206H236V204L239 203L238 201H241V200L238 196H234L235 195L234 189L231 186V184H233V183H238V184L240 183L239 181L234 180V176H236L237 174H235V168L233 167L235 159L238 156L237 154L240 152V150L242 148H244V146L248 142L258 144L259 147H261V141L263 140L262 138H261L262 140H260L257 136H252V137L248 136V131H252V133L254 134V127H256V126H252L253 123L251 124V126H248L249 117H248L247 113H245V112L249 111V114H250L251 111H253ZM100 116H101V114H100ZM151 116H153V115H151ZM108 118L111 119L112 114H111V116H108ZM46 119L50 123H52V126L50 127L49 131H46L47 133H45V134L43 133L41 135L34 136L33 134L41 132V129L38 132H36L34 127H31V129H29L30 128L29 124L31 125L32 123H35V121H37V122H39L41 120L45 121ZM113 119L114 118H112L111 120H113ZM205 119H207V118H205ZM200 120H201V118L199 119V121ZM94 121H96V122H94ZM216 121H212L210 123V125H213ZM70 122H72V123L70 124ZM206 123L207 122H205L204 120L200 121L202 128L198 130V136H197L198 140L196 141V145H195V146H198L200 148H203V146H205L208 134L210 135V132H211L210 130H212L209 126H207ZM47 124H49V123H47ZM66 124L72 125V129H73L69 132L72 134L70 141H67V143L64 142L63 144H59V145L56 144L57 146H52L53 144L50 145L49 139L52 140V134H51L52 129L60 130ZM111 125L113 126V123ZM74 128H78V129L76 131H74ZM108 128H110V127H108ZM229 128L230 127H228L227 129H225L223 127L220 128V130H218V134H217L218 138L224 137V133H226V132H227V135L230 136ZM153 129H155V127ZM142 130H143V128H142ZM263 131H264V129H263ZM153 132L154 131H152V133ZM105 133H106V131H105ZM136 133L137 134L140 133L139 128L137 129ZM196 135H197V133H196ZM254 135H256V134H254ZM68 136H66V137H68ZM133 137H135V136H133ZM96 138H100L102 140L100 142V145L95 147L92 151H89V152L85 151V149L89 147L88 145L93 143ZM67 139H69V138H67ZM170 140H171V137H170ZM172 141H173V139H172ZM221 142L224 143V140H221ZM109 144L112 146L110 148H106L107 145H109ZM121 148H124L123 155H122V156H124V162L121 166H118L117 164L118 163H119V165L121 164L122 158L120 157V158L116 159L114 157V155H116L117 152H119L118 150ZM246 148H247V146H246ZM249 151H251L254 156H257L256 150L254 148H250ZM85 155L87 157H89L90 159H93L95 161H93L92 163H86V162L79 159L80 157H84ZM250 156L252 157V155H250ZM263 156H264V153H263ZM28 159H30V158H28ZM168 159H170V160H168ZM256 159L259 162V166H260L259 170L262 173V178L260 179V183H261L264 181V157L258 155V157H256ZM96 160H98V162ZM153 160H157V161H153ZM217 162H216V164H217ZM149 167H150V169L152 168L151 171H149ZM13 169L14 168H12V170ZM23 173L25 174L26 172H23ZM200 173L204 174V171H201ZM100 174H101V172H100ZM103 175H106V174L104 173ZM20 177H22V176H20ZM32 178H33V172H32ZM7 179H8V177H7ZM15 179H17V178H15ZM15 179L13 178V180H15ZM75 179L77 180L78 178H75ZM27 181H28V179H27ZM187 183H189V182H187ZM43 185H46V186H43ZM190 185H192V184H190ZM27 186H29V185H27ZM48 186L51 188L48 189ZM203 187H205V186H203ZM0 188L2 189L1 186H0ZM144 189L146 191H148L149 186L147 188H144ZM50 190H51V192H49ZM244 190L247 191L248 189L246 188ZM252 190H253V188H252ZM53 191L55 194H57L59 196V198H57L58 196L54 197L55 195L53 197H50L51 196L50 193H53ZM259 192H261V194H258L259 196L263 195V193H264L261 190H259ZM252 193L254 195H256L257 192L255 193L252 191ZM197 194H198V191L195 189H192L190 191V197H195V195H197ZM14 196H15V194H14ZM167 196H168V194L161 196V198L158 197V198L153 199V202H155L158 205V207L154 206L156 211H158L159 214L167 212L170 215L175 216L177 218L178 222L182 221V223L183 222L184 223L185 222L190 223V221H186V220H184V218H186L185 216L187 215L188 209L192 210V208L194 206L193 207H190V206L178 207L177 201L179 200L182 202L183 201V199H182L183 195H181L180 197H175L174 199H171L170 197H167ZM49 198H51V199H49ZM56 198L58 200L55 201L54 203H52V201L56 200ZM49 200H50V203H48ZM206 204H209V205L206 206ZM53 205H54V208H53L52 214H50L49 210ZM85 205H87V204L85 203ZM107 205H109V206H107ZM106 206L109 207L108 210L105 209ZM3 207H5V206H3ZM10 213L7 209L2 210V215H5L7 217ZM27 213H28V211H27ZM2 215H0V216L2 217ZM28 215H30V213H28ZM146 215L148 216L147 213H146ZM16 217H17V215H16ZM10 218H12V217L9 216L8 220ZM145 218L146 217L140 216V219L143 221ZM31 219H35L38 222L40 220V218L38 216H33V215H31ZM17 221L14 218H12L10 220V222H7V225L10 229V231L8 233L10 235V236H8L9 240H8V238H7V240L10 244V247L12 249H15L14 252H17V251L20 252V250H19L20 246L17 245V243H18L17 241L20 240L25 233V232L21 233V228L19 226V223H16ZM258 221H259L260 226L256 225V222H258ZM28 222H29V220L26 221V223H28ZM88 222H89V226H87ZM29 223H31V222H29ZM48 224H50V225H48ZM172 225L174 227L177 226L179 232L182 233V230L180 229L178 223L175 222V223H172ZM3 226H5V225H3ZM25 226H26V224H25ZM194 226H196V225H194ZM3 228H5V227H3ZM228 229H231L230 232L228 231ZM48 231H49V237H48V233H47ZM257 231L260 233V235L256 234ZM0 233H2L0 235V237H3V238L5 237V235L6 236L8 235L4 232V230H3V232L0 231ZM163 235L164 234L161 233V236H160L162 239V245L159 248H157V251L155 249L153 250V252L150 255V258L146 257V258H149L150 264H161L160 259L163 258V260H164L165 255L164 256H162V255H163L164 251L166 250L167 246H169L170 244H169V242L166 243V237H163ZM24 236H26V235H24ZM117 242L115 244H117ZM123 243H125V242L123 241ZM118 247L123 248V245L120 243V246H118ZM208 247H210V246H208ZM144 249H146V248H144ZM26 250H28V254H29V251H30L29 248H25L24 251H26ZM245 250H246V253H244V255L241 254V252H244ZM221 251H222V249H221ZM5 252H6V249H5ZM224 254H227V253H224ZM187 255L189 257V259L187 260L188 264H205L199 259V257L197 255H195V254H187ZM29 259H30V257H29ZM245 259L247 260L246 263H244ZM140 260H141V264L145 263L144 262L145 257L140 258ZM3 261L6 264H8V263L9 264H13V263L17 264L20 262L19 259L13 258V255L11 257H5L3 259ZM135 262H137V264H140L139 259H138V261L136 260ZM214 264H228V263H226V262L221 263L220 261H217V262L214 261Z\"/></svg>", "mask_w": 264, "mask_h": 264}, {"label": "snow or ice", "instance_id": "6c2138e0", "mask_svg": "<svg viewBox=\"0 0 264 264\" xmlns=\"http://www.w3.org/2000/svg\"><path fill=\"white\" fill-rule=\"evenodd\" d=\"M262 183H264V182H262Z\"/></svg>", "mask_w": 264, "mask_h": 264}]
</instances>
